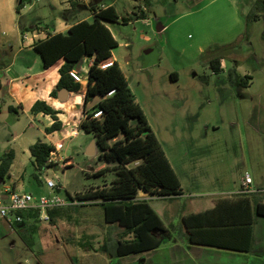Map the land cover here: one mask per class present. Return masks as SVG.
I'll return each instance as SVG.
<instances>
[{
  "label": "rangeland",
  "instance_id": "rangeland-1",
  "mask_svg": "<svg viewBox=\"0 0 264 264\" xmlns=\"http://www.w3.org/2000/svg\"><path fill=\"white\" fill-rule=\"evenodd\" d=\"M65 1L0 0V61L9 64L14 53L27 43L35 26L54 30L58 21L63 20ZM93 1L82 0L79 4L88 7ZM232 1L150 0L148 20L107 24L118 44L112 57L120 65L136 102L183 185V197L148 202L166 226L172 223L177 227L180 215L204 210L219 198L235 195L246 175L253 189L264 182V148L253 136L255 130L264 128V29L259 24L248 31V38L238 37L245 32L241 12L249 8L248 0H240L238 8ZM67 2L72 10L76 9L70 3H75L74 0ZM20 4L23 7L18 14L16 8ZM102 5H112L120 17H126L132 15L137 4L133 0H102ZM77 13L79 18L89 16L85 10ZM160 25L164 29L159 32ZM24 28L27 40L21 35ZM215 47H226L221 50L225 69L218 75L212 73L208 64L217 54ZM254 57L261 65H255ZM232 66L241 76L252 77V88L240 89L245 99L239 98V88L227 80V71ZM171 74L176 75V81H172ZM0 78L5 81V74L0 73ZM3 96L0 92V110L4 106ZM2 113L5 115L0 114V155L12 150L13 138L25 133L29 125L20 116V122L13 128V115L7 110ZM30 132L27 130L26 135ZM80 133L63 141L57 150L61 160H56L38 180L32 177L28 165L17 189L8 184L17 192L34 196L55 193L68 200L87 188L109 182L110 174L93 176L105 165L98 161V155L87 154L92 136ZM38 138L43 140L40 135ZM23 141V137L14 140L22 146L35 142ZM65 160L70 161L68 165H64ZM190 174L195 178L191 180ZM48 179L56 183L53 191L46 186ZM256 196L264 199V193ZM80 205L83 206L79 211H91L97 219L93 228L83 231V234L88 230L94 232V237L88 240L96 252L84 245V239H79V230L76 227L73 230L72 220H59L53 226L49 221L32 219L19 225L23 230L17 227L15 231L0 220V264H125L126 261L111 257L97 245L105 237L99 219L101 208L89 206L88 202ZM78 213L71 212L73 220L80 218ZM77 223L81 226L85 220ZM170 239L182 240L177 232L168 233L161 238L163 246ZM77 240L83 247L75 245Z\"/></svg>",
  "mask_w": 264,
  "mask_h": 264
},
{
  "label": "trees",
  "instance_id": "trees-1",
  "mask_svg": "<svg viewBox=\"0 0 264 264\" xmlns=\"http://www.w3.org/2000/svg\"><path fill=\"white\" fill-rule=\"evenodd\" d=\"M133 1L142 5L134 6L131 16L120 17L112 5L102 7V0H94L88 6L91 21L76 22L65 34L48 33L34 46L44 69L60 59L64 60L59 68V80L50 93L52 98L63 100L67 93L79 92L82 85L76 83L69 73L73 69L78 70L83 59L91 62L86 76L84 116L78 130L95 139L98 161L105 165L94 172L93 176L101 178L110 174L112 179L106 184L87 188L69 197V200L88 202L89 206L101 208L104 222L108 225L101 246L104 252L117 259L159 248L160 240L154 232H177L179 239L192 245L248 254L253 248V225L256 218L264 217V203L255 199L258 193L219 198L204 210L181 216L177 227L172 223L166 226L150 204L138 198V194L143 192L172 200L183 195V190L118 62L112 60V51L118 44L107 24H127L133 19L148 18L150 0ZM22 6H17V13ZM263 12L264 0H255L245 15L246 23L257 21ZM34 29L39 27L35 26ZM222 48L215 47L217 54L208 61L215 75L222 72ZM109 60H112V65L102 69L101 64ZM170 77L172 81L177 80L175 74ZM250 79V76H241L234 68L227 71V80L233 87L246 88ZM1 87L0 80V90ZM110 92L112 94L108 95ZM98 96L102 99L87 109V104ZM14 110L10 108V113H14ZM96 111H101V116L93 118ZM31 113H42L53 119V124L45 129L46 134L63 129L57 117L59 112L44 101H36ZM29 151L34 170L32 177L38 180V176L55 165L49 162L55 147L51 143L37 140ZM13 159L12 150L0 155V180L3 182L9 177ZM82 206L48 209L50 224L54 226L59 220L71 221L72 210ZM20 215L31 220L38 219L37 211L30 215L20 212ZM21 238L28 243L25 236L21 235Z\"/></svg>",
  "mask_w": 264,
  "mask_h": 264
},
{
  "label": "crops",
  "instance_id": "crops-1",
  "mask_svg": "<svg viewBox=\"0 0 264 264\" xmlns=\"http://www.w3.org/2000/svg\"><path fill=\"white\" fill-rule=\"evenodd\" d=\"M82 0H74V7L76 9L72 10V7L69 6V3L67 0L65 1L66 5L63 8L64 16L62 17V21H58V24L54 26V30H50L47 27L43 29H32L30 31L31 35L25 36L24 31L26 33V28L23 29V32H21V35L23 36L24 40H27V43L22 46V48H19V50L14 53L13 60L9 63H2L0 61V73L5 74L6 80L3 81L1 78V90L0 92H3V109L0 110V114L5 115L3 110H7V112L10 113V108H14V113H10L13 115V120L15 121V124L13 125V128L18 125L20 122V116L25 117L28 120V129L31 131L28 136L25 133H20L17 136L13 138V147L11 148L14 152V159L13 162L9 168V177L6 179L7 184H14L16 189L18 188V184L20 180H23L25 175L26 167L29 165L32 169V173L34 172L33 166H32V157L30 155L29 148L32 144H34L39 139V135L43 137V142L51 143L55 147L54 155H55V161L54 163L59 160L57 150L61 149L62 143L67 138H73L78 137L81 133L78 130V125L80 121L82 120L84 113H83V103H84V95L86 91V81L82 83V89L77 92H69L66 94L63 100L52 98L50 96L51 91L55 88L58 80H59V68L64 63L63 59L58 60L56 63H54L52 66H50L47 69H44L42 67V60L38 53L34 51V46L38 40L44 39L46 34H56V33H62L65 34L71 25L75 24L76 22L87 20L91 21L92 16L88 10V7L81 6L79 2ZM255 0H248L246 2L247 7H249L247 10H243L241 12V17L244 20L245 24V32L244 34H239L238 37L244 36L245 38H248V31L253 30L256 26L261 24V28L264 29V12L261 14V17L255 21V22H248L245 21V15L249 12L253 2ZM134 2V1H133ZM234 5L236 4L235 8L240 7L241 4L240 0H233L232 1ZM138 5H141V3L138 4V2H135ZM108 6V5H107ZM23 7V6H22ZM102 7H105L102 5ZM21 10V9H20ZM19 10V11H20ZM80 10H85L89 12L88 18H79V13H77ZM149 12V11H148ZM19 14V13H18ZM149 17V16H148ZM149 18L145 19L148 20ZM108 27V26H107ZM109 28V27H108ZM164 29V26L160 25L158 26V31H162ZM110 30V28H109ZM111 32V30H110ZM28 33V32H27ZM112 33V32H111ZM113 35V34H112ZM114 37V35H113ZM262 39H264V30L262 32ZM248 42V41H246ZM112 60H115L112 57ZM254 63L255 65H261V62H259L256 57H254ZM89 61V60H88ZM120 66V65H119ZM234 66H232L233 68ZM238 67V66H237ZM89 66L87 65V60L83 59V61L80 63L78 72L83 75L87 76ZM121 69V68H120ZM221 69L224 71L225 69V60H221ZM237 71V68H234ZM249 76V75H247ZM251 77V76H250ZM129 85V84H128ZM252 77L248 82L247 88H252ZM238 88V87H236ZM239 88L237 89V94L239 95L240 99H245L246 95L241 92ZM136 99V98H135ZM36 101H44L47 105L51 106L54 110L58 111L57 117L59 121L63 124V129L59 132H53L51 134H46L45 129L50 127L53 124V119L49 115H44L42 113L38 114H32L31 108L33 104ZM29 117V118H28ZM38 122L39 124H34ZM34 125V126H33ZM216 127L213 126V129ZM254 131V139H256L259 142H262L264 148V128ZM263 130V131H262ZM21 137L24 138V143H29L31 141H35L32 144H27L26 146H22L21 144H16L14 140L21 139ZM28 140V141H27ZM22 141V140H21ZM9 151V150H8ZM95 154L98 155V148H95ZM53 153V152H52ZM69 160L64 161V165L69 164ZM170 162V161H169ZM171 164V163H170ZM172 166V165H171ZM100 168V167H99ZM96 168V169H99ZM174 170V169H173ZM175 171V170H174ZM176 173V172H175ZM181 188L183 189L182 182L176 173ZM191 180L195 178V176L192 174L189 175ZM5 180V181H6ZM4 181V182H5ZM3 182V183H4ZM108 183V182H105ZM263 183V184H262ZM259 184V186H255V190H262L264 186V182ZM14 189V188H12ZM15 190V189H14ZM16 191V190H15ZM184 193V192H183ZM264 193V192H262ZM258 193V194H262ZM141 196L139 199L146 200L149 202L150 200H160L164 199L163 197H159L156 195H150L143 192H140ZM185 195V194H183ZM183 195L179 197H183ZM176 197V198H179ZM176 198L168 201H173ZM255 199L258 201L264 203V199H262L259 196H256ZM215 201L211 202L214 203ZM80 209H73V213H78V218L72 219L73 223V230L75 227L79 230V239H84L85 243L84 245H88L91 249L90 251L96 252V247L91 243V240L94 237L93 231H85L83 234V231L85 228L94 227V222L97 221L96 218H93L94 215L91 211H85ZM191 212L184 213L183 215H187ZM93 215V217H92ZM85 216H87V219H83ZM83 217V218H81ZM101 220V227L103 229V233H106L108 230V225L104 222L103 212L102 217L99 218ZM31 219H26V223L30 222ZM82 220H85V224H82L80 226V223H77L78 221L82 222ZM96 226V225H95ZM82 227V230H81ZM18 229L21 230L22 227L18 226ZM24 229V228H23ZM22 229V230H23ZM157 238L160 240V247L154 250H150L147 252L134 254L131 256H126L122 258H118L121 261L125 262V264H264V217H257L256 221L253 225V235H254V241H253V248L250 253L244 254V253H236V252H229V251H222L217 250L213 248H207V247H201L196 246L188 243L186 240H173L170 239L169 243L167 245L162 244L161 238L166 237L168 233L165 232H154L153 233ZM170 237V236H169ZM78 241V240H77ZM75 242V245L77 247H82L81 244L78 242ZM90 241V242H89ZM97 242V241H96ZM95 242V245L97 244ZM101 245L102 242H98ZM92 244V245H91ZM29 249L33 248V246H27ZM99 253V252H98Z\"/></svg>",
  "mask_w": 264,
  "mask_h": 264
},
{
  "label": "built area",
  "instance_id": "built-area-1",
  "mask_svg": "<svg viewBox=\"0 0 264 264\" xmlns=\"http://www.w3.org/2000/svg\"><path fill=\"white\" fill-rule=\"evenodd\" d=\"M87 60V59H85ZM91 62L87 60V65L90 66ZM112 65V60L104 62L101 64L102 69H106ZM70 77L78 84L84 83L86 81V76L81 75L77 70H72L69 73ZM112 94L110 92L108 95ZM101 116V111H96L93 114V118H98ZM55 161L54 152L51 153V157L49 162ZM252 181L249 175H246L242 179V186L238 195H250L254 193H262V190H255L252 188ZM3 188L0 190V220L4 221L5 224L11 231H15V229L22 224L26 219H30L27 216L20 215L21 213H25L26 215H30L37 211L38 220L42 222L49 221L47 210L55 207H65L70 205H80L81 203L78 200H65L58 196L55 193L49 194L48 196H34L28 192H17L9 184L3 183L1 185ZM46 186L48 189L53 191L56 187V183L52 180H46ZM141 194H138V198ZM27 217V218H26Z\"/></svg>",
  "mask_w": 264,
  "mask_h": 264
},
{
  "label": "water",
  "instance_id": "water-1",
  "mask_svg": "<svg viewBox=\"0 0 264 264\" xmlns=\"http://www.w3.org/2000/svg\"><path fill=\"white\" fill-rule=\"evenodd\" d=\"M102 99V97H95L91 102H89L86 106L87 109L93 107L96 103H98L100 100ZM96 142H95V139H92L91 141V144H90V147L87 151V154L88 155H94L95 154V148H96ZM3 184V181L0 180V186ZM58 192V191H57Z\"/></svg>",
  "mask_w": 264,
  "mask_h": 264
},
{
  "label": "bare ground",
  "instance_id": "bare-ground-1",
  "mask_svg": "<svg viewBox=\"0 0 264 264\" xmlns=\"http://www.w3.org/2000/svg\"><path fill=\"white\" fill-rule=\"evenodd\" d=\"M29 118V117H28Z\"/></svg>",
  "mask_w": 264,
  "mask_h": 264
}]
</instances>
